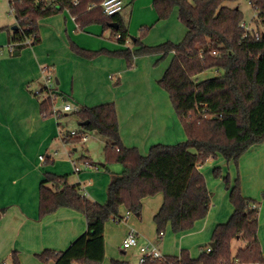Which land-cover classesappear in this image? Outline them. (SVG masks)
I'll list each match as a JSON object with an SVG mask.
<instances>
[{"label":"crops","instance_id":"crops-1","mask_svg":"<svg viewBox=\"0 0 264 264\" xmlns=\"http://www.w3.org/2000/svg\"><path fill=\"white\" fill-rule=\"evenodd\" d=\"M140 1L132 0L128 21L121 14L130 35L141 37L142 28L149 24L150 30L142 39L146 46L168 41L179 43L184 39L187 29L179 20L178 10L168 19L158 20L154 0H145L148 6L145 23L137 27L135 12ZM12 14L14 19L0 26V264H12L14 252L18 253L21 264H46L38 259L39 254L46 250H67L86 233L88 224L83 213L70 208L40 218L39 187L45 174L67 176L68 183L78 186L89 200L106 205L111 183L124 170L123 165L107 167L103 161L94 163L88 157L86 151L93 152L92 144L84 147L89 142V134L86 141L78 143L82 147L63 141L64 132L79 131V121V128L64 130L65 126L56 117L43 116L36 94L44 82L46 69L56 81V92L75 108L115 103L123 144L137 148L144 156L156 145H176L185 142L187 136L168 92L159 85L173 53L163 60L161 54L137 57L132 67L124 58L81 57L72 50V43L90 51H117L134 49V46L119 45L112 29L107 30L100 24L80 29L74 17L64 11L42 19L41 42L14 55L10 48L16 30L12 28L18 25ZM256 17L257 14L253 20ZM109 30L112 32L105 38L104 33ZM65 115L64 119L70 116ZM101 142L104 149L106 142ZM43 155L45 162L41 159ZM76 167L80 170L76 171ZM216 168L221 169L220 177L214 173ZM199 170L212 195L205 219L186 232L174 233L169 224L159 233L154 218L164 203L163 193L143 199L140 215L122 208L120 214L126 220L116 223L111 219L105 225L103 264H142L140 247L145 245L155 246L165 258L179 256L184 250L193 259L199 258L210 248L216 227L228 222L234 212L230 191L223 180L225 175L231 178L232 184L239 176L242 194L257 203L258 239L264 255V141L244 153L237 165L218 156ZM130 232L136 234L139 246L125 249L123 242ZM242 241L240 238L232 241L233 256L246 247Z\"/></svg>","mask_w":264,"mask_h":264},{"label":"trees","instance_id":"trees-1","mask_svg":"<svg viewBox=\"0 0 264 264\" xmlns=\"http://www.w3.org/2000/svg\"><path fill=\"white\" fill-rule=\"evenodd\" d=\"M103 0H10L18 29L11 46L14 55L28 46L41 42L39 25L42 19L68 11L80 29L100 24L112 29L116 40L125 45L130 37L127 22L121 13L104 15ZM135 1V0H133ZM240 0H154L158 20L168 19L175 9L187 33L179 43L165 42L146 46L142 39L150 28L143 27L141 37L133 40L134 49L90 51L71 44L79 56L94 59L101 55L124 58L129 67L140 56L161 54L173 58L159 85L168 92L171 103L184 127L186 141L176 145H156L144 156L137 148L123 144L115 103L97 107H81L71 113L79 123H85L78 136L64 132V141L78 144L82 136L94 132L106 140L104 163L107 167L123 165L124 170L109 187L106 205L89 200L78 186L68 183L67 176L46 173L39 187L40 218L70 208L86 216L85 234L62 252L46 250L38 259L46 264H103L105 259V225L122 217L125 208L140 215L143 199L163 193L164 203L154 218L159 233L171 225L174 233L191 230L210 211L212 195L199 167L211 158L224 157L236 165L251 147L264 141V0H250L257 13L254 20L261 32L244 38L240 27L244 20ZM110 24H117L112 28ZM216 69L220 74L195 82L194 77ZM44 95L41 111L45 118L53 117V105L64 96L48 90L42 84L36 94ZM64 102L68 101L63 98ZM61 114L57 119L65 118ZM221 176V169L214 171ZM230 191L234 212L228 222L214 230L210 248L193 259L187 250L176 257L147 261L145 264H252L263 263L264 255L258 239V207L255 200L244 197L240 177L234 184L223 177ZM240 238L246 247L236 256L232 241ZM12 264H21L17 252ZM119 264V263H115Z\"/></svg>","mask_w":264,"mask_h":264},{"label":"rangeland","instance_id":"rangeland-1","mask_svg":"<svg viewBox=\"0 0 264 264\" xmlns=\"http://www.w3.org/2000/svg\"><path fill=\"white\" fill-rule=\"evenodd\" d=\"M9 1L10 0H0V26L4 25L6 23H9L10 20L14 19V16H13V14L11 12V8L9 7ZM227 5L239 6L241 12L243 13L244 21H246L248 23H251L252 20L255 18L256 14H257L255 9L253 8V6L250 4V0H240L239 3H237V4L227 3ZM147 7L148 6L146 5V1L145 0H141L139 2V4L137 5V10L135 12V21L137 23V25H136L137 27H140V25L145 23V16L147 15V12H148V8ZM132 8H133L132 0H125V8L121 12V14H122L123 17H125V19L127 21L129 20V18L131 16ZM150 23H152V22H150ZM144 26L146 28H150L149 24H146ZM139 29L140 28H137L138 31H139ZM111 32H112L111 30L106 31V33H104V37L105 38L109 37ZM138 34H139V32H138ZM130 36L131 37L128 38L127 45L125 44L126 47L133 46V40L138 37V36H136L134 34L133 35L131 34ZM180 41H182V40H180ZM117 43L120 45L119 42H117ZM121 46H122V44H121ZM219 74L220 73L216 69H212V70L206 71L205 73L194 77L193 80L195 82H201V81H204V80H207V79L215 78ZM54 82H56V81H54ZM65 104L66 103L63 100H59L58 103H57V106L59 107V109H63V106ZM66 113L70 114V116L68 118H66V119L62 118V119L58 120V122H60L61 125L63 124V126H65L64 130H70V129L72 130L75 127L79 128V126L77 125V122H78L77 118L71 114L73 112H64L63 114H66ZM88 136L90 138L89 142L86 143V145L84 147H86V146L89 147L90 144H92L93 152H92V154H89V152L86 151V154L89 155L88 157L91 158V160H93L94 163H100L101 161L104 162L105 161V159H104V150H103V144H102L101 140H103L105 142H106V140H104L102 137H100L98 134H96L94 132H89ZM61 137H62V139H64L62 135H61ZM59 140H61V139H59ZM75 145H76V147L78 146V144H75ZM78 147H82V146H78ZM80 149L83 150L82 148H80ZM100 157L103 160H101ZM41 158H44V160H42L43 162L46 161L45 155L41 156ZM119 166H121V165H119ZM242 243L244 244L245 242L242 241ZM235 247L236 246L234 245L233 249H235Z\"/></svg>","mask_w":264,"mask_h":264},{"label":"built area","instance_id":"built-area-1","mask_svg":"<svg viewBox=\"0 0 264 264\" xmlns=\"http://www.w3.org/2000/svg\"><path fill=\"white\" fill-rule=\"evenodd\" d=\"M45 1L49 2L50 0H45ZM101 8L105 16L113 17L117 14H120L124 10V0H103L101 3ZM240 27L242 28V30H244V35H243L244 38H249L250 35H254L255 38L258 39L261 35V32L258 31L256 28V24L254 20L251 23H248L243 20L240 24ZM10 49L12 50L13 47L11 46ZM44 74H45L44 82H43L44 87L48 90H54L56 82H54L55 79L52 73L50 72V70L46 69L44 71ZM44 98L45 96L41 95L39 102L41 103L44 100ZM57 103L58 102H55V104L53 105V115L56 118H58L64 112H77L79 110L78 108H75L71 104H68V103H66L63 106V109H59V107L57 106ZM62 133H63V130H62ZM71 136H74V137L78 136V132L72 131ZM81 138H82V141L87 140V136L83 135ZM41 159L44 160V158H41ZM79 170L80 168L76 167V171H79ZM126 218L127 217H120V218H114L113 220L116 223H121V222H124ZM137 246H139L138 238L134 232H130L123 242V247L125 249H129V248L137 247ZM210 250L211 248H208L207 251L209 252ZM140 252L142 254L141 256L142 264H145L147 261H157V260L161 261L165 259L163 254L153 245L141 246Z\"/></svg>","mask_w":264,"mask_h":264},{"label":"water","instance_id":"water-1","mask_svg":"<svg viewBox=\"0 0 264 264\" xmlns=\"http://www.w3.org/2000/svg\"><path fill=\"white\" fill-rule=\"evenodd\" d=\"M110 27H112V28H117V24H110ZM12 29H13V30H17V29H18V26H14ZM86 124H87V122H85V123H80V126H84V125H86Z\"/></svg>","mask_w":264,"mask_h":264}]
</instances>
